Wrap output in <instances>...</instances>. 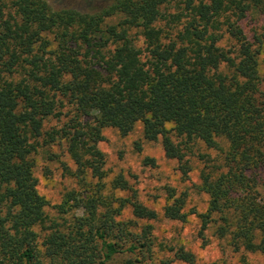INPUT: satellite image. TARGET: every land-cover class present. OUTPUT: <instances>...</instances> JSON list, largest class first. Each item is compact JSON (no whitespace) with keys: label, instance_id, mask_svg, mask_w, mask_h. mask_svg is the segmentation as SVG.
Here are the masks:
<instances>
[{"label":"trees","instance_id":"16d2710c","mask_svg":"<svg viewBox=\"0 0 264 264\" xmlns=\"http://www.w3.org/2000/svg\"><path fill=\"white\" fill-rule=\"evenodd\" d=\"M251 12L264 15V0H108L90 12L0 0V264H155L158 213L99 147L105 128L137 125L133 147L157 142L174 163L163 216L184 221L202 193L201 239L212 228L233 252L264 254V25L249 37ZM56 146L72 185L49 217L37 155ZM174 256L195 262L183 246Z\"/></svg>","mask_w":264,"mask_h":264},{"label":"rangeland","instance_id":"374dc122","mask_svg":"<svg viewBox=\"0 0 264 264\" xmlns=\"http://www.w3.org/2000/svg\"><path fill=\"white\" fill-rule=\"evenodd\" d=\"M53 9L74 8L84 12H90L107 5L108 0H47ZM241 25L249 37L264 25V15L251 12L241 21ZM259 70L264 75V49L259 57ZM56 123L50 119L46 126ZM140 125L126 136H122L115 129L105 128L104 139L99 142L107 161V168L113 173L121 170L131 176L132 184L138 189L141 200L152 207L158 213L155 220L150 223L153 226V234L156 239L154 247L155 264H185L174 256V248L183 246L193 253L194 264H211L213 261L226 258L229 262L237 263L244 258V264H264V254L257 251L240 250L233 252L223 241L213 235L212 228L204 231L205 239L199 235L200 217L206 207V196L202 193H194L190 201V212L184 221L170 220L163 216L162 207L165 204L162 187L166 184H177V174L174 163L166 160L157 142H144L141 151L133 147V141L141 139ZM204 150V147H200ZM197 151V150H195ZM50 152L58 155L51 156L47 149H41L37 155L36 175L38 177V189L49 201L46 212L49 217H57L56 204L66 188L71 187L72 179L64 175L59 167V160L68 161V157L62 148L53 147ZM142 154H148L157 159L158 167L151 169L141 163ZM214 153H212L213 155ZM51 158V159H50ZM71 165L70 161L68 162ZM192 181L198 183V170L201 162L192 160Z\"/></svg>","mask_w":264,"mask_h":264}]
</instances>
